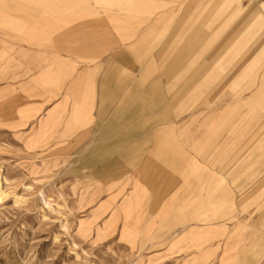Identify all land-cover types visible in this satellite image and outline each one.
I'll use <instances>...</instances> for the list:
<instances>
[{"label": "rangeland", "instance_id": "1", "mask_svg": "<svg viewBox=\"0 0 264 264\" xmlns=\"http://www.w3.org/2000/svg\"><path fill=\"white\" fill-rule=\"evenodd\" d=\"M260 39L257 0H0V264H264V70L213 56Z\"/></svg>", "mask_w": 264, "mask_h": 264}, {"label": "crops", "instance_id": "2", "mask_svg": "<svg viewBox=\"0 0 264 264\" xmlns=\"http://www.w3.org/2000/svg\"><path fill=\"white\" fill-rule=\"evenodd\" d=\"M173 1H175V0H173ZM192 3H189V5H188V7L190 8V9H194L195 7H193L194 6V4H193V1H191ZM223 2V1H222ZM222 2H220V3H222ZM257 3L261 6V7H263L264 8V0H257ZM198 7V6H197ZM184 13H186V12H184ZM202 34H204V31L202 32ZM228 40V39H227ZM230 41V40H229ZM232 41V40H231ZM196 43H198L199 44V40H197L196 41ZM233 43V42H232ZM197 45V44H196ZM195 47V45H193V47L192 48H190V49H187L186 50V52L185 53H183L182 55H181V57H180V61L179 62H181V65H184V63H185V61L187 60V58H189V57H191V56H193L192 54H194L193 52L195 51V49L196 48H194ZM223 52H224V55H222L223 54ZM226 53H232L231 55V58L232 57H244V58H250V59H252V61L249 59V60H247V62L243 65V66H238V67H235L236 68V70L237 71H235V72H232L233 71V68H232V71H230V73L232 74V73H235V76L234 77H230L229 78V80H227L226 79V82H224L223 84V88L225 87V86H227L228 84H233V85H236V83H237V81L238 80H240V79H242V77L243 76H245L246 75V73H248L249 71H251V69L255 66L254 64H255V62H253V60L256 58L257 59V61L258 62H260V66H262L261 67V70H262V72H263V70H264V40H262V39H260V41L259 42H257V41H254V42H251L247 47L246 46H243V47H240V48H236L235 46H233V44H232V46L228 49V50H226V51H224L222 48H220V49H216L215 51H214V54H213V56L215 57V58H217L218 56H224V57H226ZM186 66V65H185ZM200 68V67H199ZM255 68V67H254ZM183 69H184V67H183ZM182 69V70H183ZM219 69H221V70H225L224 68H219ZM191 69H189V71H190ZM222 73H226L225 71H222ZM252 74H253V72H252ZM252 74H251V78H250V80H249V84L251 85V83H252V79H253V77H252ZM237 75V76H236ZM242 75V76H241ZM199 79V78H198ZM183 88H184V86H183ZM248 103H250L251 105H253V104H255L253 101H251V102H248ZM250 111V110H249ZM247 121H249V120H247Z\"/></svg>", "mask_w": 264, "mask_h": 264}]
</instances>
